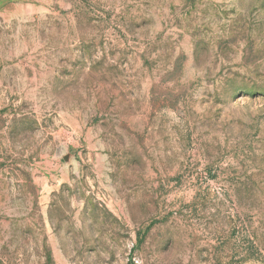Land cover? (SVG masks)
<instances>
[{"label": "rangeland", "instance_id": "374dc122", "mask_svg": "<svg viewBox=\"0 0 264 264\" xmlns=\"http://www.w3.org/2000/svg\"><path fill=\"white\" fill-rule=\"evenodd\" d=\"M0 264H264V0H0Z\"/></svg>", "mask_w": 264, "mask_h": 264}]
</instances>
